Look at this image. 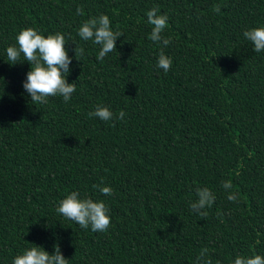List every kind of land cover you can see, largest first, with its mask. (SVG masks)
Instances as JSON below:
<instances>
[{"label":"trees","instance_id":"obj_1","mask_svg":"<svg viewBox=\"0 0 264 264\" xmlns=\"http://www.w3.org/2000/svg\"><path fill=\"white\" fill-rule=\"evenodd\" d=\"M153 7L168 16L167 73L148 38ZM102 14L124 33L103 61L78 36ZM261 26L264 0H0V264L34 244H59L68 264H194L203 249L212 264L264 257V51L243 36ZM25 28L68 40L69 101L35 106L29 62H6ZM97 105L124 120L89 117ZM197 187L215 193L205 218L190 208ZM71 191L107 204V232L56 212Z\"/></svg>","mask_w":264,"mask_h":264},{"label":"clouds","instance_id":"obj_2","mask_svg":"<svg viewBox=\"0 0 264 264\" xmlns=\"http://www.w3.org/2000/svg\"><path fill=\"white\" fill-rule=\"evenodd\" d=\"M79 12L80 10L77 9ZM214 11L219 12L216 6ZM147 22L151 26L149 39L161 46L157 60V68L167 73L172 65V58L167 56L163 49L171 43V37L163 35L168 25L167 14H159V9L153 7L146 13ZM124 35L122 31L113 30L108 15L102 14L98 18L86 20L78 28V36L83 41H91L99 46L97 59L103 61L106 55L117 51L116 40ZM244 38L251 42L253 51L260 53L264 51V26L254 27L243 32ZM68 40L65 36L56 32L45 36L34 28L22 29L16 36V45L6 49V62L15 65L18 62L27 61L30 70L23 81V88L35 106L48 103L49 97L60 96L65 102L69 101L76 91L74 83L67 81L70 73L72 57L68 55L66 45ZM74 43V42H73ZM75 44V43H74ZM75 58L81 61L84 55L82 47L74 48ZM126 113L121 110L114 113L109 107L97 105L94 111L88 113L89 117L99 118L108 122L113 120H124ZM225 190L232 188L230 180L222 184ZM105 196L113 195L114 190L110 186L93 185ZM197 199L190 205L192 211L201 218L207 216L205 209L210 208L215 202V193L207 187H197L195 190ZM229 201H237L235 194L227 196ZM56 212L67 220H70L82 229H91L93 232H107L111 226L110 209L103 200H93L89 197H81L78 191H71L59 202ZM26 248L17 255L12 264H68L59 244L54 245V251L48 252L43 246L36 245ZM194 264H212L208 258L207 249H203L196 257ZM233 264H264V257L252 255L250 257L237 256Z\"/></svg>","mask_w":264,"mask_h":264}]
</instances>
